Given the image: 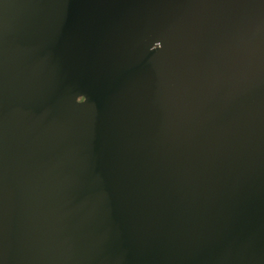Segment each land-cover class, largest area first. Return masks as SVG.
<instances>
[{"label": "water", "instance_id": "1", "mask_svg": "<svg viewBox=\"0 0 264 264\" xmlns=\"http://www.w3.org/2000/svg\"><path fill=\"white\" fill-rule=\"evenodd\" d=\"M0 264H264V0H0Z\"/></svg>", "mask_w": 264, "mask_h": 264}]
</instances>
